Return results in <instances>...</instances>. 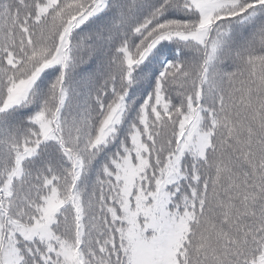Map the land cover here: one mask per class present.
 <instances>
[{"label": "snow or ice", "instance_id": "snow-or-ice-1", "mask_svg": "<svg viewBox=\"0 0 264 264\" xmlns=\"http://www.w3.org/2000/svg\"><path fill=\"white\" fill-rule=\"evenodd\" d=\"M0 264H264V0H0Z\"/></svg>", "mask_w": 264, "mask_h": 264}]
</instances>
